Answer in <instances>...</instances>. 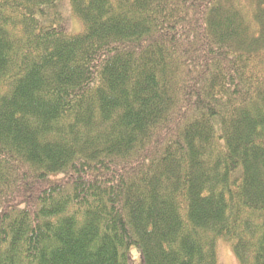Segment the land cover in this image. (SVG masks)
Returning a JSON list of instances; mask_svg holds the SVG:
<instances>
[{"label": "trees", "instance_id": "trees-1", "mask_svg": "<svg viewBox=\"0 0 264 264\" xmlns=\"http://www.w3.org/2000/svg\"><path fill=\"white\" fill-rule=\"evenodd\" d=\"M62 1L0 0V264H264V0Z\"/></svg>", "mask_w": 264, "mask_h": 264}, {"label": "rangeland", "instance_id": "rangeland-1", "mask_svg": "<svg viewBox=\"0 0 264 264\" xmlns=\"http://www.w3.org/2000/svg\"><path fill=\"white\" fill-rule=\"evenodd\" d=\"M67 2L68 0H63L60 3V6L62 5L61 14L62 16H65L66 19L72 18ZM60 6L57 8V11L59 10ZM76 23L77 22H75L72 19V24H70V30L73 34H77L81 31L80 26H78V24ZM219 246H220L218 249L219 264H238L237 259L230 246L222 243ZM128 256H129V264H142L141 253L138 247H132L131 249H129Z\"/></svg>", "mask_w": 264, "mask_h": 264}]
</instances>
